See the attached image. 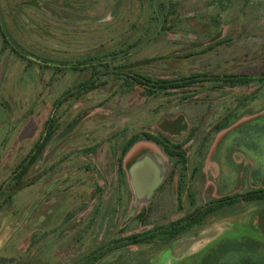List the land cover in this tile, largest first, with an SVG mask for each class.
<instances>
[{
	"label": "rangeland",
	"instance_id": "1",
	"mask_svg": "<svg viewBox=\"0 0 264 264\" xmlns=\"http://www.w3.org/2000/svg\"><path fill=\"white\" fill-rule=\"evenodd\" d=\"M0 25V264L264 263V201L127 242L264 188V0H0Z\"/></svg>",
	"mask_w": 264,
	"mask_h": 264
},
{
	"label": "trees",
	"instance_id": "2",
	"mask_svg": "<svg viewBox=\"0 0 264 264\" xmlns=\"http://www.w3.org/2000/svg\"><path fill=\"white\" fill-rule=\"evenodd\" d=\"M153 4H154V0ZM1 26V25H0ZM1 29L2 37L4 39V42L11 46L12 50L18 51L17 48L14 46L13 41L10 40L8 34L4 32V30ZM264 76V75H263ZM199 76H191L186 81L182 82H168V81H148L149 84H153L154 86H159L161 89L166 88H183L185 86H188L190 84H194L198 81ZM260 80H263V77L260 78ZM251 81V77L239 75V76H230L227 79V84L231 87H235L238 85H244ZM141 84H144L141 80L139 81ZM52 138V132L48 131L46 135L40 139L35 145V148L33 150L32 154H29L27 157H25L16 167L15 172L18 179H22L27 172L29 171L32 164H34L37 160V158L42 154L45 146L47 145V142ZM143 138L146 140H149L151 142H154L155 144L159 145L163 151L170 157V158H178L179 162H181V165L184 167L187 156L186 153L179 148L173 146L168 140L161 139L153 134L150 133H144ZM138 140V137H134L131 139L128 143V145L125 147V151L128 149V147L132 146L136 141ZM243 200L245 202H252V201H264V188L254 189L249 192H246L245 194L236 196V197H226L217 201H214L208 205H206L203 209L196 210L194 214L188 215L184 218H182L177 223H174L173 225H169L167 227H162L158 230H151L143 234H138L135 236L128 237L127 242L129 244H141V243H152L155 239H159L160 241H170L177 236L184 234L188 229H190L192 226L196 224H200L202 221H204L206 218H208L210 215H212L214 212L218 211L221 208H224L228 205H233L237 203L238 201ZM237 264H264L259 263L256 261H253L251 259H245L240 261Z\"/></svg>",
	"mask_w": 264,
	"mask_h": 264
},
{
	"label": "crops",
	"instance_id": "3",
	"mask_svg": "<svg viewBox=\"0 0 264 264\" xmlns=\"http://www.w3.org/2000/svg\"><path fill=\"white\" fill-rule=\"evenodd\" d=\"M221 233H216V235L212 238L208 234L202 235L201 238L198 241L192 242L191 245L188 246V252L186 255L189 254H195L196 252H199L201 249L205 247L208 243L211 242V239H217L220 236Z\"/></svg>",
	"mask_w": 264,
	"mask_h": 264
},
{
	"label": "water",
	"instance_id": "4",
	"mask_svg": "<svg viewBox=\"0 0 264 264\" xmlns=\"http://www.w3.org/2000/svg\"><path fill=\"white\" fill-rule=\"evenodd\" d=\"M154 5H155V7L157 8V0H154ZM161 24H162V18L160 19V27H159V29L158 30H160V28H161ZM3 30H4V27H3ZM5 32V31H4ZM6 33V32H5ZM144 43H142V45H143ZM141 45V46H142ZM74 125H71L63 134H65L66 132H68L70 129H72V127H73ZM2 244H3V240L1 239L0 240V248H1V246H2Z\"/></svg>",
	"mask_w": 264,
	"mask_h": 264
}]
</instances>
